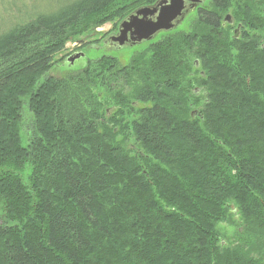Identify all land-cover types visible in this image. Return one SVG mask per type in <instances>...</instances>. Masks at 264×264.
<instances>
[{
	"label": "trees",
	"instance_id": "16d2710c",
	"mask_svg": "<svg viewBox=\"0 0 264 264\" xmlns=\"http://www.w3.org/2000/svg\"><path fill=\"white\" fill-rule=\"evenodd\" d=\"M144 1H64L0 33V264H264V0H209L126 65L51 74Z\"/></svg>",
	"mask_w": 264,
	"mask_h": 264
},
{
	"label": "rangeland",
	"instance_id": "374dc122",
	"mask_svg": "<svg viewBox=\"0 0 264 264\" xmlns=\"http://www.w3.org/2000/svg\"><path fill=\"white\" fill-rule=\"evenodd\" d=\"M69 1V0H0V33H4L7 29H9L11 26H13L15 23L24 20L27 15L34 16L35 13L38 12H47L49 10L54 9L57 7L61 2ZM124 3L122 6L128 5L130 3H133L135 1L139 2L140 0H123ZM159 2V1H158ZM158 2H156L154 5H156ZM200 8H209L210 3L209 0H200ZM153 5H149L144 2L138 3L136 7H134L132 12H129L126 15V18L120 20L117 19L115 21H110L102 25L101 27H98L95 32L91 34H87L85 36L80 37L79 39H72L67 42L65 48L57 53L55 55V59L61 61L59 63V66L56 67L53 71H51L52 75L55 76H65V75H76L79 71H81L83 68H85L86 63L90 60L91 62L95 63L98 59L103 57V55L106 54V50H104L101 46L105 40L110 38L111 36H115L119 34V30L121 27V24L123 21L127 20L131 15L135 14L137 10L149 7ZM199 11V10H198ZM227 16V14L224 15V18ZM197 18V12L195 14L193 13L188 14L186 17L185 22H181L176 27L170 31H162L159 32L153 40L151 41H141L138 45H133L132 43L126 47L120 48V49H112L109 50L107 55L112 56L116 58L120 64L126 65L130 63L134 58H137V52L144 50L146 47L149 46L151 42H155L158 39H162L166 32H175L181 31V32H190L194 28L195 20ZM223 18V26H232L230 30V33L232 34V37L235 34L236 29H240L239 37L242 36L243 29L241 30V25L235 24L233 21L232 23H229L225 21ZM197 26V25H196ZM228 27V28H230ZM196 30V27H195ZM242 31V32H241ZM231 37V36H230ZM264 44V37L261 40ZM84 53L83 58H75L74 62H71L69 60L70 57L75 56L76 54ZM136 54V55H135ZM134 56V57H133ZM106 83H103L102 90L104 91L103 95V103L104 107L106 109V117L109 118L111 115H113L119 107L111 101L110 95L107 94L108 90L106 89ZM118 87V86H116ZM119 88V87H118ZM123 89H128L126 87H123ZM205 93V92H204ZM116 106H115V105ZM132 106L135 107L134 111L136 112L137 109L146 108L150 106V103L141 104L139 102H132L130 103ZM192 111L198 110V106H193V104L190 105ZM127 114L125 115L126 118L125 123L129 121L131 118H135L136 114L134 113L133 109L129 108L125 109ZM23 124H22V138L24 145H27L29 141L33 139L34 134V116L29 110V104L28 100H24V107H23ZM111 126H114L111 124ZM124 127V125L122 124ZM116 132L119 130L117 127ZM126 135L119 134L118 141L122 142L124 146L127 149H133L134 150V144L133 141L128 139ZM26 178V176H25ZM222 228L223 232L225 234H230L231 228L228 225H220V229Z\"/></svg>",
	"mask_w": 264,
	"mask_h": 264
},
{
	"label": "water",
	"instance_id": "95a60500",
	"mask_svg": "<svg viewBox=\"0 0 264 264\" xmlns=\"http://www.w3.org/2000/svg\"><path fill=\"white\" fill-rule=\"evenodd\" d=\"M187 3H190L188 10L186 9ZM199 3L200 0H160L155 6L141 8L123 21L119 35L114 37L113 40L118 42L119 45H124L128 41L151 40L159 32L174 29L184 19L185 12H193ZM225 21L232 23V16L228 14ZM238 32L239 29H236V36ZM83 56L84 53L76 54L70 57L69 60L73 62L75 58L78 59Z\"/></svg>",
	"mask_w": 264,
	"mask_h": 264
},
{
	"label": "flooded vegetation",
	"instance_id": "af4514ba",
	"mask_svg": "<svg viewBox=\"0 0 264 264\" xmlns=\"http://www.w3.org/2000/svg\"><path fill=\"white\" fill-rule=\"evenodd\" d=\"M189 7H190V3H187V5H186V9L188 10L189 9ZM199 8H200V5L198 4L197 6H196V8L194 9V11L193 12H197L198 10H199ZM189 12V11H188ZM193 12H189V13H187V11L185 12V17H184V19L181 21V22H185L186 21V17H187V15L188 14H191V13H193ZM180 22V23H181ZM120 31V30H119ZM239 32H240V29H239ZM239 32H238V34H237V36H239ZM120 33V32H119ZM119 35V34H118ZM118 35H115V36H111L110 38H108L107 40H105L104 42H103V44H102V48L104 49V50H112V49H120V48H123V47H126V46H128V45H130L131 43L133 44V45H138L139 43H141V42H132V41H128V42H126L124 45H119V43L118 42H115L114 40H113V38L114 37H116V36H118ZM129 36H130V34H129ZM145 41V40H144ZM143 42V41H142ZM79 54H82V53H79ZM80 58H83V57H80ZM76 60V59H75ZM74 60V61H75ZM73 61V62H74Z\"/></svg>",
	"mask_w": 264,
	"mask_h": 264
}]
</instances>
